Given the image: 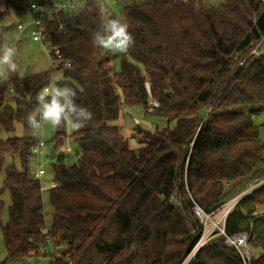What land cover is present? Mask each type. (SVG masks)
<instances>
[{
  "label": "trees",
  "instance_id": "trees-1",
  "mask_svg": "<svg viewBox=\"0 0 264 264\" xmlns=\"http://www.w3.org/2000/svg\"><path fill=\"white\" fill-rule=\"evenodd\" d=\"M17 5L0 0V13L7 16ZM104 5L76 0V8L45 23L48 40L71 65L58 69L63 80L57 86L75 89L77 103L94 113L70 135L79 148L75 164L66 165V156L57 153L67 137L65 127L53 138L56 160L50 161L57 187L48 190L49 227L43 188L32 167L38 139L29 134L25 117L56 69L26 76L12 72L0 81V173L10 160L0 188L7 254L0 264L49 256L43 251L48 238L63 245L71 264H182L203 231L193 201L212 213L264 181V142L255 123L264 114V43L263 54L252 55L264 37V0H224L211 8L202 0H134L119 20L135 44L115 73L108 53L92 44V32L112 18ZM150 99L156 105L149 106ZM122 105L142 106L175 121V127L137 128L140 147L133 150L111 125ZM6 191L11 203L4 225ZM263 204L264 184L227 219V234L249 232L251 247L259 251L247 264H264V214L257 212ZM52 264L70 263L61 257ZM188 264L244 261L217 235Z\"/></svg>",
  "mask_w": 264,
  "mask_h": 264
},
{
  "label": "rangeland",
  "instance_id": "rangeland-1",
  "mask_svg": "<svg viewBox=\"0 0 264 264\" xmlns=\"http://www.w3.org/2000/svg\"><path fill=\"white\" fill-rule=\"evenodd\" d=\"M35 0H17V7L13 8L9 15L3 16L0 13V47L11 46L16 49L15 63L17 68L16 72L19 76L33 75L42 72L52 70L54 62L50 55L46 52L43 45L39 42L32 40L30 34L33 28V23L37 18V13L30 9V3ZM39 1V0H36ZM104 2V12L107 16L120 19L122 9L126 4L132 3L134 0H102ZM204 6L207 8L218 7L224 4V0H202ZM20 26V28L18 27ZM107 52V51H106ZM108 56L112 60V71L119 72L121 68L120 58L126 53H110ZM10 73L6 70L0 72V81H7ZM63 80V73L61 70L56 69L52 73L51 84L49 87L57 86L59 81ZM156 105L153 99H150L149 106ZM207 111H203L202 115L205 116ZM255 123L259 126L260 138L264 142V114L255 118ZM120 129L121 134L128 140L129 147L133 150H137L140 147L138 136L136 133L137 128L148 130L151 132L157 129L162 130L165 128L173 129L175 127V121L169 122L165 116L153 114L146 110L142 106H121L119 118L116 121L111 122ZM67 137L58 146L57 153L64 154L66 156L65 164L71 166L78 160L77 152L78 146L74 140L70 137L74 130L67 127L64 128ZM57 132V128L50 125H44L41 129H31L29 134H33L36 139L41 138L46 143L44 154L34 157L32 160V167L36 171L41 165L45 171V175L41 177V185L43 189L44 200V213L46 227H49L52 220L53 208L49 202L48 190L51 182L54 181L53 170L51 161L49 158L50 151L54 144H52L53 138ZM18 134L23 135L21 128H18ZM10 164V160L7 158L4 164V168L0 173V188L3 186L5 179V169ZM1 200L4 202V208L2 212V221L5 225L9 218V205L10 195L9 192H5L1 196ZM251 254L256 256L259 254L258 250L251 249ZM6 250L4 247L3 237L0 233V262L6 259ZM51 261L49 256L42 257L36 263L35 261L17 262L7 261V264H47ZM185 261V260H184ZM183 261V263H184ZM182 263V264H183Z\"/></svg>",
  "mask_w": 264,
  "mask_h": 264
},
{
  "label": "built area",
  "instance_id": "built-area-1",
  "mask_svg": "<svg viewBox=\"0 0 264 264\" xmlns=\"http://www.w3.org/2000/svg\"><path fill=\"white\" fill-rule=\"evenodd\" d=\"M74 8H76V0H53L52 3H43L35 0L30 3V9L37 13V18L33 23L30 36L33 41L39 42L43 45L46 52L52 58V61L54 62L53 67L55 69L67 68L66 65L70 63L64 61L61 50L48 40V37L45 34V23L47 20H52L59 11L63 9L72 10ZM18 27L20 28V26ZM60 29H64V27L61 25ZM263 43L264 37H262L261 41L256 45L252 55L259 56L263 54V50L259 49ZM45 148L46 143L41 138H39L34 145L32 152L35 157H38L44 154ZM45 174V171L42 169L41 165H39L36 172V177L41 179V177ZM263 184L264 181L256 184L255 186L246 190L244 193L232 198L230 201L212 213L206 212L202 207L193 201L192 212L195 217L203 224V231L195 247L187 256L183 264H188L190 260L196 255V253L217 235L223 236L225 243L234 247L241 255L244 264H247L246 259H249L252 256V247L250 245L251 234L244 231L229 235L226 232V223L235 206L245 196L251 194ZM56 187L57 184L53 181L51 182L49 189ZM170 201H175V198L171 197ZM263 214L264 213H259L260 216ZM63 248V245L52 241L49 238L46 239L43 251L48 253L49 257L51 258V261L47 264H52L56 259L61 257H64L71 264V256L69 254H63Z\"/></svg>",
  "mask_w": 264,
  "mask_h": 264
},
{
  "label": "clouds",
  "instance_id": "clouds-1",
  "mask_svg": "<svg viewBox=\"0 0 264 264\" xmlns=\"http://www.w3.org/2000/svg\"><path fill=\"white\" fill-rule=\"evenodd\" d=\"M92 44L110 53H127L135 44L128 31V25L117 18H108L102 22V29L92 32ZM16 49L11 46L0 47V72H14ZM66 67L70 68L68 64ZM78 94L70 86H45L35 97L36 107L28 113L25 121L31 129H41L44 125L54 128L67 127L79 130L93 120L94 113L77 103Z\"/></svg>",
  "mask_w": 264,
  "mask_h": 264
},
{
  "label": "water",
  "instance_id": "water-1",
  "mask_svg": "<svg viewBox=\"0 0 264 264\" xmlns=\"http://www.w3.org/2000/svg\"><path fill=\"white\" fill-rule=\"evenodd\" d=\"M55 150H56V146L54 145L50 151V160L51 161H55L56 160V154H55ZM133 253H136V250H133ZM36 263L38 262V260L35 261Z\"/></svg>",
  "mask_w": 264,
  "mask_h": 264
},
{
  "label": "crops",
  "instance_id": "crops-1",
  "mask_svg": "<svg viewBox=\"0 0 264 264\" xmlns=\"http://www.w3.org/2000/svg\"><path fill=\"white\" fill-rule=\"evenodd\" d=\"M10 202H11V201H10ZM257 212H258V214H259V213H264V204L258 206Z\"/></svg>",
  "mask_w": 264,
  "mask_h": 264
}]
</instances>
